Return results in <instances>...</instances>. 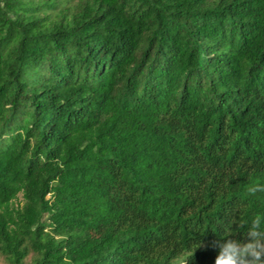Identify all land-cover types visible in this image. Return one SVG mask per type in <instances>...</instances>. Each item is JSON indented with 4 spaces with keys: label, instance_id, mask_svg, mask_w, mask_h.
I'll list each match as a JSON object with an SVG mask.
<instances>
[{
    "label": "trees",
    "instance_id": "1",
    "mask_svg": "<svg viewBox=\"0 0 264 264\" xmlns=\"http://www.w3.org/2000/svg\"><path fill=\"white\" fill-rule=\"evenodd\" d=\"M258 214L264 0H0L10 264H214Z\"/></svg>",
    "mask_w": 264,
    "mask_h": 264
},
{
    "label": "clouds",
    "instance_id": "2",
    "mask_svg": "<svg viewBox=\"0 0 264 264\" xmlns=\"http://www.w3.org/2000/svg\"><path fill=\"white\" fill-rule=\"evenodd\" d=\"M244 234L245 240L229 235L215 241L214 264H264V215L254 216Z\"/></svg>",
    "mask_w": 264,
    "mask_h": 264
},
{
    "label": "rangeland",
    "instance_id": "3",
    "mask_svg": "<svg viewBox=\"0 0 264 264\" xmlns=\"http://www.w3.org/2000/svg\"><path fill=\"white\" fill-rule=\"evenodd\" d=\"M15 203L16 205L23 204V198L21 195L19 196L18 200ZM31 259H32V255L28 257L27 263H30ZM0 264H10V263L3 255H0Z\"/></svg>",
    "mask_w": 264,
    "mask_h": 264
}]
</instances>
